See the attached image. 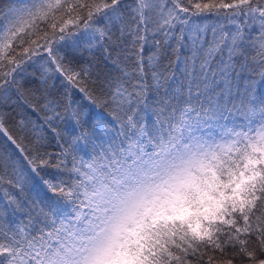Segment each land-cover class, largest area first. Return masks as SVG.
Masks as SVG:
<instances>
[{"label": "snow or ice", "instance_id": "snow-or-ice-1", "mask_svg": "<svg viewBox=\"0 0 264 264\" xmlns=\"http://www.w3.org/2000/svg\"><path fill=\"white\" fill-rule=\"evenodd\" d=\"M79 39L115 54L117 75L66 63L65 45ZM32 64L42 84L60 78L62 95L25 88ZM237 66L249 75L233 92ZM217 75L227 87L212 94ZM260 85L264 0L0 8V264H264ZM74 90L111 117L100 121L116 129L106 144ZM32 177L52 203L23 199ZM17 212L26 219L13 223Z\"/></svg>", "mask_w": 264, "mask_h": 264}, {"label": "trees", "instance_id": "trees-1", "mask_svg": "<svg viewBox=\"0 0 264 264\" xmlns=\"http://www.w3.org/2000/svg\"><path fill=\"white\" fill-rule=\"evenodd\" d=\"M27 3V0H0V8H6L10 5H21ZM204 19L209 25L215 23V19L213 17H207L202 18ZM250 35H255V32L252 30H249ZM64 53L67 55V62H71L73 67L78 68L80 65H92L94 67V70L99 72L102 76H115L117 75L116 67L113 65L112 60L115 56L113 54L112 57H107L104 53V46H96L94 48L89 49L84 42V40L79 39L76 41L69 40L67 44L65 45L63 49ZM186 50L182 49V52H185ZM174 59V58H173ZM42 63V62H41ZM165 64H167V60L164 61ZM41 71L42 68L40 64L35 65H29L27 67V71L21 74V77H23L24 86L27 89H32L36 92V95L39 96L42 92H45V89L47 90V94L50 97H59L62 95L64 91V87L61 84V80L59 77H52L48 80V83L46 85L41 83ZM168 71L171 73L173 71H176L177 77H180V73L176 68V65H172ZM24 74V75H23ZM26 74V76H25ZM249 73L241 72L239 66H237L235 72L233 73L231 77V84H232V90L235 92L236 88L238 86H243V77H247ZM182 79V77H180ZM216 83L220 82L226 89L227 85L223 79L219 75L214 77ZM215 83V84H216ZM214 88V85H213ZM218 92L215 91L212 94H217ZM15 99V97H14ZM73 99L76 102V104L82 108L83 110L87 107V105L80 101V97L77 94V91L74 90L73 92ZM90 104V109L84 110L85 112L89 113L88 116V122H87V129L99 139L97 140V143H107L112 137H114L116 129L112 127L110 123L105 124L101 123L102 120L110 121L111 117L107 115L103 111V109L97 108L94 105L91 104V102L88 100ZM9 110V109H6ZM16 111H21L20 108H17ZM29 113L32 115V118L36 120L38 123L42 121V113H31L29 110ZM150 118V117H149ZM91 125V126H90ZM89 126V127H88ZM65 125L60 124L58 125V128L63 130ZM49 135V145L48 150L49 151H59V147L57 145V139L55 138L54 134L48 133ZM65 139H70V137L65 136ZM6 143L4 138L0 136V146H3ZM60 143H64L63 140L60 141ZM33 178V177H32ZM32 178H29L27 182L24 185V193H23V199L28 201H34L33 199V180ZM0 197H2V193H0ZM3 201L0 199V204H2ZM19 217H15L14 215H10L8 219L12 221L13 223L18 222L22 219H26V213L25 212H17ZM206 259V257H205Z\"/></svg>", "mask_w": 264, "mask_h": 264}, {"label": "bare ground", "instance_id": "bare-ground-1", "mask_svg": "<svg viewBox=\"0 0 264 264\" xmlns=\"http://www.w3.org/2000/svg\"><path fill=\"white\" fill-rule=\"evenodd\" d=\"M24 75V74H23ZM25 76H26V74H25ZM23 78V77H22ZM91 126V125H90ZM89 127V126H88Z\"/></svg>", "mask_w": 264, "mask_h": 264}]
</instances>
